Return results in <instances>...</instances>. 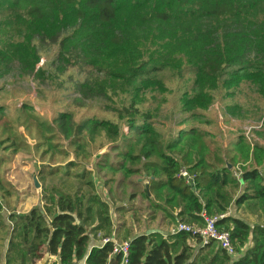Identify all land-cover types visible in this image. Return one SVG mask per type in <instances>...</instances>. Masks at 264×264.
<instances>
[{
  "label": "trees",
  "instance_id": "obj_1",
  "mask_svg": "<svg viewBox=\"0 0 264 264\" xmlns=\"http://www.w3.org/2000/svg\"><path fill=\"white\" fill-rule=\"evenodd\" d=\"M46 55L49 62L39 66ZM14 65L33 79L44 78L48 69L55 74L69 70L70 77H78L84 98L104 99L108 115L84 117L72 128L74 134L81 138L82 127L88 125L104 126L117 135L114 146L132 163L140 162L128 170L144 173L145 178L135 183H141L150 202L172 219L203 223L202 213H227L232 205L254 199L261 200L264 209V143L239 135L215 145L219 140L204 127L210 121L203 118L218 96L234 97L244 85L264 97V0H0V79ZM169 73L191 86L170 87ZM48 76L52 78V72ZM158 92L174 93L175 109L188 115L181 124L190 126L167 137L151 123L152 99ZM240 106L226 108L234 114ZM60 116L71 120L73 114ZM121 122L128 126L127 133ZM6 137L0 136V145ZM3 154L0 193L6 197L1 184H8L4 174L13 154ZM68 157L59 154L57 164ZM80 162L70 160L66 170L68 175L77 167L73 176L79 188L65 178L62 185L50 187L45 211L35 206L18 215L15 231L23 234L19 244H28L33 259L43 257L46 246V252L58 258L51 264L84 258L87 264H109L112 258V264H121L112 242L88 249V227L97 219L91 231L107 227L110 233L114 201L105 200L101 190L113 194L115 175L101 186L96 182L101 180L99 164L89 169ZM41 163L40 179L58 174L59 167ZM183 167L192 176L190 183L178 176ZM83 186L88 189L83 191ZM219 226L230 231L240 254H224L220 264H264V225L230 214ZM189 236L136 235L129 240L127 264H195L188 251ZM250 240L252 245L241 251Z\"/></svg>",
  "mask_w": 264,
  "mask_h": 264
},
{
  "label": "rangeland",
  "instance_id": "obj_2",
  "mask_svg": "<svg viewBox=\"0 0 264 264\" xmlns=\"http://www.w3.org/2000/svg\"><path fill=\"white\" fill-rule=\"evenodd\" d=\"M52 53L53 51L50 55ZM50 55L44 56L39 66L49 62ZM51 72L52 78L48 76ZM70 72L66 70L63 74H55L56 72L48 69L44 78L33 79V75H26L18 65H14L12 71L0 79V132L1 127H4V132L0 136L7 135V139L0 145V162L4 161L1 159L4 151L7 155L13 154L14 157L11 163H8L10 165L7 168L15 163V169L6 171V177L9 178L11 174H14L15 181L21 183L19 185L21 187L25 182L24 176L27 174L28 184H31V188L37 192L42 191L45 203L46 199L50 200V187L61 184L65 178L70 184L77 182L73 176L77 167H71L69 174H66L70 160H80V163L89 169L98 163L101 179H96L98 184L103 186L104 180L110 174L115 175L111 183L113 194L110 193L109 196L114 201L115 215L120 220L121 235L125 238V235L135 231L134 227L129 228V224H133L131 221H134V226L136 225L138 230H144L152 224L149 222L152 221L151 218L163 212L154 207L145 196L141 183H135L137 178L143 179L144 173H132L128 170L132 165L137 167L140 162L132 163L130 157L124 154L121 148L114 146V139H117V135L115 136L104 126L91 128L88 125L82 127L81 138L74 134L72 128L78 125L84 117L106 116L110 109L106 106L104 99L84 98L77 88L78 77H70ZM186 76L189 77L188 74ZM166 79L172 88L186 84V80L178 79L170 73ZM155 96L151 106V123L154 126L159 127L167 137L172 131L190 126V123L181 124V121L188 115H180L179 110L175 109L173 92L166 95L158 92ZM225 97L218 96L212 108L203 112V118L210 121L204 127L211 130L215 139L219 140L215 145L220 144V141L227 144L232 140L231 138L239 135L250 137L252 141L258 139L264 143V97L249 85H244L242 92L236 96L227 95ZM236 103L241 106L233 114L227 110L226 105ZM61 113H72L73 117L71 120L63 117L62 119L60 118ZM128 130V126L124 124L125 133ZM135 135V137L139 136V134ZM135 140L138 139L135 138ZM102 145L104 148L101 150ZM59 154L61 157L69 156L60 165L57 164ZM4 159L6 160L7 156ZM43 160L49 165L59 167L58 174L53 176L48 174L46 180L40 179L39 162ZM50 168L51 166L47 169L50 171ZM79 169L81 170L82 167ZM36 179L39 185H36ZM1 185L6 186L7 184ZM74 187L76 189L75 185ZM77 188H79L78 182ZM87 189L86 186L82 187L83 191ZM131 194H134L133 198ZM99 195L101 196L100 192ZM233 209L231 207L226 214H234L251 225H264V209L261 200L254 199L240 206L234 205ZM11 230L10 227H4L0 234L10 239L13 234ZM3 239H1V244ZM251 245L250 240L241 251H245ZM238 255L240 254L237 251L233 257Z\"/></svg>",
  "mask_w": 264,
  "mask_h": 264
},
{
  "label": "crops",
  "instance_id": "obj_3",
  "mask_svg": "<svg viewBox=\"0 0 264 264\" xmlns=\"http://www.w3.org/2000/svg\"><path fill=\"white\" fill-rule=\"evenodd\" d=\"M40 162L39 164L41 167L42 163ZM14 164L15 163H13V166L11 165L10 168H8L6 171H8L9 169L14 170L15 169ZM4 175L6 180L8 181V184L6 186H3L5 188L6 197H1V193H0V203L2 204V207H0V232L4 227L5 228L10 227L12 229L11 231L13 232V234L11 235L10 239L9 237L5 238L0 234V238L1 239L4 238L2 244L0 239V264H51L52 262L58 259L56 255H49L46 252V246H45L42 249L44 251V256L33 259V257L29 254L28 244L27 245L23 243L22 245L19 244V241L23 236V234H21L22 232L15 231V222L18 219L17 218L18 215L29 213L32 210V208L35 206H39L43 211H45V205L46 204L49 205V201H50L49 198L46 199V203H45V199H44L45 197H43L42 191L37 192L36 190L31 188V184L29 185L27 181V174L24 176L25 182L22 184L21 187L19 186L21 183H17L15 181L14 174H11L9 178L6 177V172ZM38 175H39V170H38ZM146 182L149 181L145 179L144 183L147 184ZM98 188L101 190L100 187ZM101 193H103L105 200L111 201V197L109 196L107 189H105L103 192L101 190ZM231 207L233 209L234 205H232ZM179 210L180 209L176 208V210H174V213L177 214ZM161 211L163 212V214L157 213L155 218H151L152 221L150 220L149 222H152V224H150L149 227L144 230L143 229L138 230L136 225L134 226V221H131L133 222V224H129V228L132 229V227H134L135 231H132L130 234L125 235L124 238L121 235V230L119 225L120 220L116 218L115 204L113 203L112 207L110 208V217L112 222L110 233H108L107 227L102 228L98 231H91L93 227L99 224V220L97 219L94 223H92L88 227L89 229L88 233L90 234L91 237L90 244L88 245V249L91 250L93 247L104 245L103 238L106 236L112 237L114 240L121 242L125 240H131L134 236L139 234L148 235L151 233L158 232L164 235L165 237H167L169 234L171 235L172 234L171 231L175 226L176 222L181 219L177 218V220H174L163 210ZM47 218L51 219L50 216H47ZM194 222H198V221H194ZM12 237L14 238L13 239L14 244L10 245ZM188 251L192 255L191 261H193L195 264H210L214 255H219V257H216L215 264H220L221 260H223V255L227 254L216 243L213 242L210 245L203 246L201 244L200 239L192 235H190L188 238ZM83 260L86 261V258H84ZM113 262H114V258L110 260L109 264H112Z\"/></svg>",
  "mask_w": 264,
  "mask_h": 264
},
{
  "label": "built area",
  "instance_id": "obj_4",
  "mask_svg": "<svg viewBox=\"0 0 264 264\" xmlns=\"http://www.w3.org/2000/svg\"><path fill=\"white\" fill-rule=\"evenodd\" d=\"M178 176L184 177L187 182H191L192 176L188 170L183 167ZM226 213L219 215H207L202 213L203 223L187 222L178 220L172 229V234L179 232H187L194 237H198L203 246L210 245L213 242L216 243L221 249H223L228 255L233 256L237 254L236 247L232 241L231 233L224 227L219 226V220L224 218ZM103 242L113 243V255H121V264H127L129 262L130 255V241L125 240L118 242L112 237H104ZM62 264V263H59ZM71 264H87L85 260H76Z\"/></svg>",
  "mask_w": 264,
  "mask_h": 264
},
{
  "label": "water",
  "instance_id": "obj_5",
  "mask_svg": "<svg viewBox=\"0 0 264 264\" xmlns=\"http://www.w3.org/2000/svg\"><path fill=\"white\" fill-rule=\"evenodd\" d=\"M229 166H231V164H229ZM35 181H36V185H39L38 180L36 179ZM146 183H147L146 185H147V189H148V182H146ZM149 232H150V231H149Z\"/></svg>",
  "mask_w": 264,
  "mask_h": 264
}]
</instances>
